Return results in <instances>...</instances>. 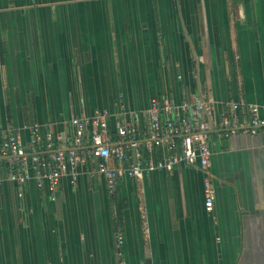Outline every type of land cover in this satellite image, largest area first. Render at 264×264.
<instances>
[{"label":"crops","instance_id":"1","mask_svg":"<svg viewBox=\"0 0 264 264\" xmlns=\"http://www.w3.org/2000/svg\"><path fill=\"white\" fill-rule=\"evenodd\" d=\"M200 92L216 121L212 209L186 165L121 175L111 194L85 163L52 199L34 181L18 197L3 157L0 264H264V130L225 137L219 124L234 106L264 113V0H0V140L30 148L37 125L65 149L70 119L97 109L116 139V118Z\"/></svg>","mask_w":264,"mask_h":264},{"label":"built area","instance_id":"2","mask_svg":"<svg viewBox=\"0 0 264 264\" xmlns=\"http://www.w3.org/2000/svg\"><path fill=\"white\" fill-rule=\"evenodd\" d=\"M234 109L223 115L219 122L225 137L238 132L255 135L264 130V113L259 114L258 106H248L247 114L241 116L237 114L236 106ZM110 116L108 111L97 109L89 116L70 119L72 136L65 149L54 146L52 134L40 135L37 125L30 127V148H26L16 136L1 139L0 158H7L12 169L11 180L19 191L18 197L22 195V185L34 181L38 189L47 188L53 199L61 179L67 176L71 183H75L80 174L79 167L85 163L90 165L88 174L101 176L111 194L115 192L121 175L138 179L146 171L169 173L178 165H186L204 174V206L212 209L215 192L210 173L212 152L209 141L216 121L212 103L205 93L200 92L178 103L165 97L150 100L144 111L134 113L128 119L116 118L115 140L108 131ZM140 117L146 119L143 138L139 133ZM154 150L159 151V159L151 156ZM133 151L135 157L131 154ZM115 249L121 260L123 234L119 228L115 232Z\"/></svg>","mask_w":264,"mask_h":264},{"label":"trees","instance_id":"3","mask_svg":"<svg viewBox=\"0 0 264 264\" xmlns=\"http://www.w3.org/2000/svg\"><path fill=\"white\" fill-rule=\"evenodd\" d=\"M112 135V137H113V134H111ZM113 139H115V138H113ZM121 209H122V207H117V210H116V212H117V215H116V224H120V221H121Z\"/></svg>","mask_w":264,"mask_h":264},{"label":"water","instance_id":"4","mask_svg":"<svg viewBox=\"0 0 264 264\" xmlns=\"http://www.w3.org/2000/svg\"><path fill=\"white\" fill-rule=\"evenodd\" d=\"M135 156V153L133 152V157ZM147 264H148V262H147Z\"/></svg>","mask_w":264,"mask_h":264}]
</instances>
